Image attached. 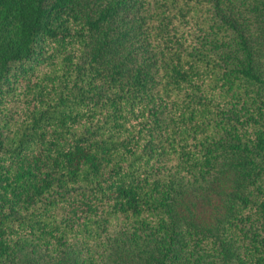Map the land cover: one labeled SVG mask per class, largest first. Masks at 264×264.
Here are the masks:
<instances>
[{"label":"trees","instance_id":"16d2710c","mask_svg":"<svg viewBox=\"0 0 264 264\" xmlns=\"http://www.w3.org/2000/svg\"><path fill=\"white\" fill-rule=\"evenodd\" d=\"M0 264H264V0H0Z\"/></svg>","mask_w":264,"mask_h":264},{"label":"rangeland","instance_id":"374dc122","mask_svg":"<svg viewBox=\"0 0 264 264\" xmlns=\"http://www.w3.org/2000/svg\"><path fill=\"white\" fill-rule=\"evenodd\" d=\"M220 199L212 195L210 199L198 203L195 212L196 217L206 223L213 222L220 215Z\"/></svg>","mask_w":264,"mask_h":264}]
</instances>
